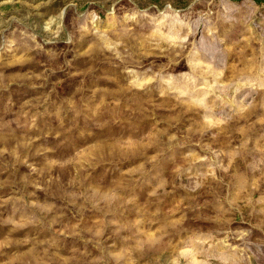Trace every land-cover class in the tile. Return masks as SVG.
Returning <instances> with one entry per match:
<instances>
[{
    "label": "rangeland",
    "instance_id": "obj_1",
    "mask_svg": "<svg viewBox=\"0 0 264 264\" xmlns=\"http://www.w3.org/2000/svg\"><path fill=\"white\" fill-rule=\"evenodd\" d=\"M0 264H264V0H0Z\"/></svg>",
    "mask_w": 264,
    "mask_h": 264
}]
</instances>
